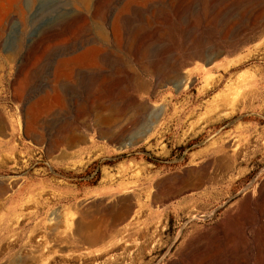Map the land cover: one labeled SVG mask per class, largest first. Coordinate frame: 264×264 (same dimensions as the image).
I'll return each instance as SVG.
<instances>
[{
  "label": "rangeland",
  "instance_id": "374dc122",
  "mask_svg": "<svg viewBox=\"0 0 264 264\" xmlns=\"http://www.w3.org/2000/svg\"><path fill=\"white\" fill-rule=\"evenodd\" d=\"M77 135L83 152L194 172L189 205L81 251L0 204V264H264V202H249L264 184V0H0V151L19 152L0 156V182L25 195L29 152Z\"/></svg>",
  "mask_w": 264,
  "mask_h": 264
},
{
  "label": "crops",
  "instance_id": "0c3cea01",
  "mask_svg": "<svg viewBox=\"0 0 264 264\" xmlns=\"http://www.w3.org/2000/svg\"><path fill=\"white\" fill-rule=\"evenodd\" d=\"M77 136L74 143L69 137L55 138L45 152H29L32 160L25 195L21 196L20 187L10 189L8 181L0 182V204L12 206L2 219H21L20 207L27 204V220L33 221L35 232L43 225L58 246L71 244L83 251L108 244L131 221L165 217L189 205L190 198L185 197L195 188L194 172L186 170L179 177L139 157L138 152H83L79 148L84 147V138ZM9 146L3 145L2 158L19 153L9 152ZM108 157L117 161L106 165L103 161ZM6 164L14 167L11 161ZM91 164L99 169V177L92 181L93 175L85 176ZM181 190L185 192L183 203ZM51 220L57 223L48 227Z\"/></svg>",
  "mask_w": 264,
  "mask_h": 264
},
{
  "label": "bare ground",
  "instance_id": "6f19581e",
  "mask_svg": "<svg viewBox=\"0 0 264 264\" xmlns=\"http://www.w3.org/2000/svg\"><path fill=\"white\" fill-rule=\"evenodd\" d=\"M87 50V49H86ZM89 51V50H88ZM86 52V51H85ZM84 53V52H83ZM87 53V52H86ZM81 55H82V53H80ZM78 55V56H81V55ZM77 55V54H76ZM84 55H85V53H84ZM88 55V54H87ZM90 55V54H89ZM77 56V57H78ZM75 60H76V58L74 57V56H72ZM82 57V56H81ZM80 57V58H81ZM79 58V59H80ZM73 59V60H74ZM68 60H70L71 62L73 61L72 59H68ZM67 59L65 60V62L66 61H68ZM75 60H74V62H75ZM70 61H68V62H70ZM77 62H78V59L76 60ZM69 139V138H68ZM221 170V169H220ZM257 191V190H256ZM254 198H252V197H250L249 198V202L252 204V205H260L261 203H263L264 202V184H262L261 186H260V188L258 189V191H257V193H255L254 194V196H253ZM248 204V203H247ZM250 204V205H251ZM249 205V206H250ZM256 206V207H257ZM248 208H250V207H248ZM255 209V208H254ZM262 209H264V207L262 208ZM257 211V210H256ZM264 211V210H263ZM247 213H245V214H249L248 213V211H246ZM250 212V211H249ZM261 212V211H260ZM252 213H254V212H252ZM259 214V213H258ZM240 215V214H239ZM239 215H237V218H238V216ZM242 215H243V213H242ZM242 215H241V217H242ZM260 215V214H259ZM246 216V215H245ZM244 216V217H245ZM241 217H240V219H241ZM249 217V216H248ZM236 218V217H235ZM250 219H252L251 218V216L249 217ZM239 219V220H240ZM244 219V218H243ZM246 220V224H245V231H246V233L248 234V236H249V239H250V241H251V243H253V244H257V238H258V235H257V238L256 237H254L252 234H251V232L253 231V223L250 221V220H248L247 218L245 219ZM244 220V221H245ZM241 221V220H240ZM243 221V220H242ZM247 221H250V222H247ZM261 224L264 222V220L261 218L260 219V221H259ZM242 222H240V224H241ZM233 224H231V226H228V227H225V226H219L218 228H216L215 229V232L212 234V239L213 240H215V241H220V240H222V239H231V238H233V236L235 235V233H236V230H235V226H232ZM260 225V224H259ZM241 226H242V224H241ZM244 228L242 227V229L244 230ZM241 230V229H240ZM259 231V230H258ZM260 234H262V237H263V240H264V225L263 226H261V233ZM207 238V235H200V236H197V237H195L194 239H193V243H196L197 241H200V240H204V239H206ZM245 238V237H244ZM262 240V239H261ZM264 242V241H263ZM246 243H247V241H246ZM264 244V243H263ZM248 245V244H247ZM246 245V246H247ZM258 248H261V247H258ZM244 249V248H243ZM245 250V249H244ZM259 250H261V249H259ZM261 252V251H260ZM244 253H245V255H246V257H247V254L249 253V250H245L244 251ZM259 253V252H258ZM130 255V254H129ZM261 259H264V258H261ZM261 262V261H260ZM247 262L246 261H244V264H246ZM262 263H263V261H262ZM261 263V264H262ZM172 264H178V263H172Z\"/></svg>",
  "mask_w": 264,
  "mask_h": 264
},
{
  "label": "built area",
  "instance_id": "2783aa9c",
  "mask_svg": "<svg viewBox=\"0 0 264 264\" xmlns=\"http://www.w3.org/2000/svg\"><path fill=\"white\" fill-rule=\"evenodd\" d=\"M97 173H98V170L95 169L91 175L96 176ZM210 217H212V215ZM210 217H208V218H210Z\"/></svg>",
  "mask_w": 264,
  "mask_h": 264
},
{
  "label": "trees",
  "instance_id": "16d2710c",
  "mask_svg": "<svg viewBox=\"0 0 264 264\" xmlns=\"http://www.w3.org/2000/svg\"><path fill=\"white\" fill-rule=\"evenodd\" d=\"M89 174V173H88ZM99 177V174H96V178L95 179H97Z\"/></svg>",
  "mask_w": 264,
  "mask_h": 264
}]
</instances>
